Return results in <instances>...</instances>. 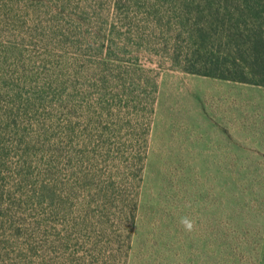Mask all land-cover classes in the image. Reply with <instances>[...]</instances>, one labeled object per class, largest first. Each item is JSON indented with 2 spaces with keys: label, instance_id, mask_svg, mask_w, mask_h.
Listing matches in <instances>:
<instances>
[{
  "label": "rangeland",
  "instance_id": "374dc122",
  "mask_svg": "<svg viewBox=\"0 0 264 264\" xmlns=\"http://www.w3.org/2000/svg\"><path fill=\"white\" fill-rule=\"evenodd\" d=\"M204 5L0 0V264H264V70Z\"/></svg>",
  "mask_w": 264,
  "mask_h": 264
},
{
  "label": "trees",
  "instance_id": "16d2710c",
  "mask_svg": "<svg viewBox=\"0 0 264 264\" xmlns=\"http://www.w3.org/2000/svg\"><path fill=\"white\" fill-rule=\"evenodd\" d=\"M194 2H204V7L209 9V16L224 27L226 46L231 50L228 55L235 63L232 72L216 71L212 72V75L244 81L248 79L247 71H251L263 78L260 74L264 70V0H194ZM208 51L213 55L210 50ZM256 68L259 71H256ZM256 84L264 85V82Z\"/></svg>",
  "mask_w": 264,
  "mask_h": 264
},
{
  "label": "clouds",
  "instance_id": "9594fccd",
  "mask_svg": "<svg viewBox=\"0 0 264 264\" xmlns=\"http://www.w3.org/2000/svg\"><path fill=\"white\" fill-rule=\"evenodd\" d=\"M179 223L186 232L191 233L196 229V222L190 216H181L179 219Z\"/></svg>",
  "mask_w": 264,
  "mask_h": 264
}]
</instances>
